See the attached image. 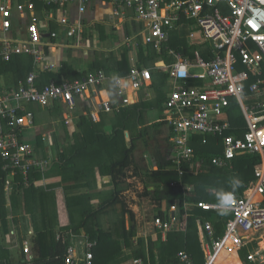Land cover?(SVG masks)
Instances as JSON below:
<instances>
[{"label": "built area", "instance_id": "obj_1", "mask_svg": "<svg viewBox=\"0 0 264 264\" xmlns=\"http://www.w3.org/2000/svg\"><path fill=\"white\" fill-rule=\"evenodd\" d=\"M46 11L51 8L57 17L45 12L38 14L34 0H0V27L8 33L13 26L14 16L26 19V33L23 38L3 37L0 40V58L10 60L16 54H29L35 64L46 58L45 48L50 47L58 36L51 30L49 22L55 20L65 30L69 38L82 41L85 26L84 14L96 2L110 4L114 14L125 17L126 10L134 11V18L142 24L143 43L161 50L170 36V31L179 28L189 31L190 46L207 44L208 51L195 50L193 57L171 50L177 59L171 64L162 62L158 66L170 72L173 87L164 102L163 117L173 136L170 141L177 149L175 164L183 175V162H190V171L199 172L203 168L201 160L194 161L195 150L192 136L204 135L222 139L221 154L212 161L218 166L227 167L234 158L245 153L260 155V165L255 169L256 181L243 193L233 194L232 209L224 219V232L218 234L212 221L204 222L205 240L204 264H222L223 253L239 257L240 249L253 242L259 244L264 237V0H39ZM75 16L71 18V9ZM59 17V18H58ZM49 34V43L44 42ZM45 68H55L50 63ZM195 70V71H194ZM37 69H33L25 80H20L15 88L0 93V155L4 161L3 170L7 173L5 189L9 195L17 173L25 178L28 171L36 168L46 172L52 165L51 160L37 156L28 131L35 126V114L30 104L43 107L61 102L66 107L65 120L70 122V113L76 109L78 99L88 95L94 99L95 109L90 111L94 120L100 119L99 112L120 111L138 101L139 92L152 84V70L148 67L134 66L126 76L108 77L103 70L91 71L72 81L55 80L39 87ZM256 81L246 84L251 76ZM108 79L112 80L114 93L107 98L100 97L101 88ZM203 80L200 85L179 84L177 81ZM99 95V96H98ZM113 95V96H112ZM235 100L244 115L247 129L230 133L232 123L228 108ZM26 184L28 180L25 179ZM36 186L42 182L36 180ZM192 192V185H184ZM217 211V202H185L188 208ZM168 211V209H165ZM155 232L151 237L156 240L162 234L163 240L169 232L186 230L180 225L179 217L170 213L167 218L153 217ZM73 240L77 234L72 233ZM16 235L15 230L12 236ZM259 235V236H258ZM58 238L62 234L58 233ZM140 236L149 237L146 233ZM96 241L82 235L72 242L65 255V264H95L94 247ZM262 247L250 251L249 257L257 262ZM25 262L33 259L32 247L24 245ZM157 254V252H156ZM177 264H197L187 251L178 253ZM125 264H154L147 254L144 257L132 256ZM157 264L159 260L157 258Z\"/></svg>", "mask_w": 264, "mask_h": 264}, {"label": "trees", "instance_id": "obj_2", "mask_svg": "<svg viewBox=\"0 0 264 264\" xmlns=\"http://www.w3.org/2000/svg\"><path fill=\"white\" fill-rule=\"evenodd\" d=\"M37 4L41 5L38 2ZM95 28L98 29L102 38L106 36L107 31L103 25L96 24ZM126 34L130 36L131 32L127 31ZM145 48L149 50L148 53ZM173 48L183 53L185 51L190 53L186 45ZM138 51L140 65H149L161 56L169 58L165 48L158 53L149 46H141ZM120 53L121 58L116 57L114 53L107 59L95 58L89 69L85 71H80L71 62H64L60 72L51 71L43 74L41 79L37 80V84L41 87L52 80L58 83L65 79L72 81L81 78L89 71L98 70H104L107 75L112 72L128 75L132 68L129 51L123 48ZM33 69L34 60L30 56L20 54L12 56L10 60L0 59V83L8 73H13V82L18 86L19 81L25 80ZM153 75L155 91L151 99H148L145 96L146 92H143L139 103L123 107L120 111L106 112L109 114H103L99 121L92 118L87 108V113L81 112L77 116L74 131L68 129L66 120L59 119L66 109L63 103L55 102L47 106L51 110L54 109L56 118L62 120V125L65 129L67 128V143L58 149L56 159L46 172L32 168L28 171L26 178L22 173H17L11 191L14 213L16 214V201L20 198L24 203L25 212L29 211L32 214L36 229L32 239L33 264H65L67 249L73 242L69 231L79 234L82 229L87 231L91 241L97 242V246L93 249L95 264H108L111 257L123 253V243L134 257L146 258L149 254L154 264H157V258L159 264H177L180 251L190 253L197 264L205 263V257L202 256L203 238L200 236L201 230L205 234L204 222L212 221L217 233L222 234L224 219L229 218L230 215H220L218 212L196 205L187 208L185 202H217L218 194L232 190L234 177L242 181L235 193H243L252 182L256 181L255 169L260 165V155L245 153L234 158L227 167H218L212 159L221 154L222 139L208 136V142L203 143L204 135L195 134L191 141L195 150L193 159L201 160L203 168L197 173L192 172L190 162L185 161L182 163L185 173L180 175L175 164L177 149L170 141L174 134L172 128L168 126L164 117L146 124L149 121L144 111L159 108L163 113V104L167 99L166 93L161 89L167 83L168 73L154 71ZM256 80L257 77L252 75L245 85L247 91L249 83ZM36 105L39 104H35V107ZM39 106L41 107L39 109L46 108ZM228 112L232 123L230 133L245 131L246 120L235 100L231 101ZM110 116L114 117L112 131L107 132L105 125ZM130 120L137 125L136 129L132 130ZM138 126L141 127L138 128ZM127 130L131 134L130 141L126 138ZM40 141L41 138H39ZM140 147L144 156L148 158L146 165H140L137 161L136 151ZM40 150L39 156L47 157L45 147ZM3 163L0 155V220H2L0 251L4 249H2L3 231H8L9 225L8 198L4 191L7 173L3 170ZM133 166L135 167L134 175L141 176L144 183V191L141 195L149 197L158 204L155 216L167 218L174 212L179 217L180 225L186 230L169 232L165 240L161 233L156 240L151 236H137L136 214L128 208L122 196L131 185L128 182L130 177L128 172ZM53 167L60 170L62 177L60 185L63 186V190L56 189L53 185L36 186L34 182L49 174ZM97 169L101 177H110V181L104 184V186L111 185L110 189H98ZM25 179L28 180V184ZM185 184L193 186L192 192L185 190ZM95 200L98 201L95 202ZM108 214L114 216V219H111L112 224L105 229L100 220ZM126 217L130 224L129 228H127ZM13 219L18 220L15 216ZM58 233L62 234L61 238H58ZM256 247V243L243 246L240 249L239 261L245 264H258L249 257L250 251ZM9 254V251L4 250L2 259L7 260ZM222 257V264L238 260L230 253H223ZM7 261L9 264H15L12 263L13 261ZM6 263L0 261V264ZM17 264L23 263L19 261Z\"/></svg>", "mask_w": 264, "mask_h": 264}, {"label": "crops", "instance_id": "obj_3", "mask_svg": "<svg viewBox=\"0 0 264 264\" xmlns=\"http://www.w3.org/2000/svg\"><path fill=\"white\" fill-rule=\"evenodd\" d=\"M36 3V9L38 11V14L42 17H44L45 12H48L52 10L51 8H47L48 11H46L44 4L39 1V0H34ZM38 3L41 5L38 6ZM97 10L100 12V17H95ZM71 18L75 16V7H72L71 9ZM48 14H52V17H57V12L55 13V10H52ZM111 19L106 18V16H110ZM135 14L133 10H126L125 17L122 15H117L114 14L113 8L110 4H104L102 2H96L93 4V6L89 7L88 11L84 14V21H85V26L82 34V41L79 42L75 38H69L65 34V30L60 27L59 23L54 20H50L49 24L51 30H55L58 32V36L55 40H53V43L51 44L50 47L45 48V55L47 56L43 60L39 62V64H35V58L32 55L29 54H22L25 56H30L34 60V69L40 73L38 79H41V76L47 72H60L62 70V66L64 62H71L75 65L77 69L80 71H85L89 69V66L92 64L95 58L99 57L100 59L105 58L107 59L110 57L113 53L116 54V57L121 58V53L120 51L124 48L129 51L130 55V60H131V66H138L140 68L142 67H148L151 68L152 74L154 71L157 72H165L168 73V71H165L163 68L159 67L158 64L164 62L165 64H171L175 62L177 59L171 54V50H173L176 53H181L183 55H190L193 57V52H181L178 51L176 48L169 47L166 44L163 45L161 50H157L153 45H146L143 43V38L141 35V27L142 24L139 23L135 18ZM59 18V17H58ZM26 19H19L17 16V13H15L14 16V21H13V26L12 29L8 33H4L1 30L0 27V40L3 37H13L16 39L23 38L26 33ZM96 24H101L104 26L105 30L107 31L106 36L104 38L101 37L98 29H96ZM91 30H93L91 32ZM127 31L131 32L130 36H127ZM91 32V34H89ZM49 34L45 35L44 42L49 43ZM107 40H110L107 41ZM146 47L149 46L156 50L158 53L162 52V49L165 48L168 51V59L165 56H161L154 60L149 65L145 64H139V47ZM207 46V45H206ZM190 48V44L188 41V46ZM209 47V46H207ZM146 49V48H145ZM147 53L149 50H147ZM208 51V48L207 50ZM206 51L204 53H206ZM20 55V54H16ZM14 56V55H13ZM3 59V58H0ZM54 64L55 68H45L44 66L46 64ZM104 71V70H103ZM195 71V70H194ZM91 72V71H89ZM105 72V71H104ZM88 73V72H87ZM112 72L110 75H107L108 77L110 76H116L118 74H113ZM169 75V73H168ZM118 76H126V75H118ZM14 74L13 73H8L6 77H3V80L0 83V93H3L5 91H9L12 88L17 87V84L13 82ZM203 80H187L189 85H200L202 84ZM153 83H154V75H153V82L151 85L147 86L145 89H142L137 97H141L143 95V92H146L145 96L148 97V99H151L153 97ZM173 80L171 79L170 75L168 76L167 83L165 86H169V90L166 91V97L170 93L173 87ZM101 88V94L100 97L102 98H107L109 95L114 93V90L112 91V88L114 89V85L112 83V80L108 79L103 85L99 86ZM145 90V91H144ZM99 96V95H98ZM113 96V95H112ZM94 99H91L88 97V95H84L79 97L78 99V105L76 109L71 111L70 113V122H66L68 126V129L71 131H74L76 129V118L77 116L82 112V113H87L86 110H94ZM30 109L35 114V126L30 129L27 133V137L32 140V143L34 145V148L37 150L36 154L37 156L40 155V149L42 147H45L47 151V157H42V158H47L51 160V162H54L56 159V156L58 155V149L63 147L68 140V134H67V128L62 125V120H65L64 114L62 115L61 118L62 120H59L56 118L54 115V109L51 110L49 108H41L39 105L35 104H30L28 105ZM88 108V109H87ZM240 109V108H239ZM241 111V110H240ZM65 113V112H64ZM99 118L101 119L103 114H109L103 111L99 112ZM38 114H40V118L38 117ZM151 114L149 113V121L146 124H150L152 122L151 120ZM163 117L162 115H159ZM244 116V115H243ZM98 119V121L100 120ZM159 120V119H158ZM97 121V120H95ZM157 121V120H156ZM155 122V121H153ZM141 127V126H140ZM105 128L107 132L112 131V123L107 120ZM110 130V131H109ZM129 134V137L126 136L127 140H131V134ZM39 138H41V141L39 142ZM40 143V144H39ZM38 145H40L38 147ZM41 157V156H39ZM97 185L98 189L102 190L105 186V179H108L110 181V177L105 176L101 177L99 175V171L97 169ZM108 177V178H107ZM41 180L45 181L42 182L41 186H46V185H53L56 189L63 190V186L60 185V182L62 180L60 170L57 167H53L52 170L49 171V174H47L45 177H43ZM104 182V183H103ZM5 195L8 198L7 202V208H8V231H3L2 234V239L4 240V245L2 247V251H0V258L1 262H7L6 264H9L7 260L13 261L12 263L17 264L19 261H21L24 264V260H26V255L24 252V245L29 244L30 247H32V254L34 256V249H33V243L32 239L36 233L35 226L32 221V214L29 213V211L25 212V206L23 201L19 198L16 201V214L14 213V208H13V202H11V191L9 192L10 194L8 195L6 192V189L4 188ZM98 200H95L97 202ZM17 217L18 220L16 221L13 219V217ZM0 223H2V220H0ZM15 230L16 235L12 236V231ZM259 236V235H258ZM256 243L257 247H259V244L261 245L264 243V237L259 240V244ZM252 244V243H251ZM256 247V248H257ZM262 252L264 251L263 247L261 248ZM4 250L9 251V257L8 259H2L4 257ZM253 251V250H251ZM261 252V256H264L263 253ZM234 256V255H233ZM236 259H240V256H234ZM230 262L226 263L229 264ZM29 264H33V261L30 262Z\"/></svg>", "mask_w": 264, "mask_h": 264}, {"label": "rangeland", "instance_id": "obj_4", "mask_svg": "<svg viewBox=\"0 0 264 264\" xmlns=\"http://www.w3.org/2000/svg\"><path fill=\"white\" fill-rule=\"evenodd\" d=\"M100 16H101L100 12H99V10H97L95 17H100ZM110 17H111V15L106 16L105 20H107L106 18L111 19ZM188 33H189V31L184 30V29H179V28H175V29L171 30L169 39H168V41H166V45L169 47H177V46H184V45L188 46V36H187ZM107 41L110 42V40H107ZM207 44H193L190 46L189 49H190L191 53H192V51H195V50H200L202 53H204L208 48L206 46ZM177 83L189 85L187 81H177ZM151 89L153 91H155L154 87ZM169 89H170L169 86H163L161 90L163 92H166ZM149 113L155 114V115H151L152 122L156 121L158 119H161V117H162V116H159V115H162L159 108H154V109L147 110V111L145 110L144 114H145L146 118L148 119V121H149ZM38 117L40 118V114H38ZM112 119H114V117L110 116L109 122L112 123L113 122ZM130 122H132L131 123L132 130L136 129L137 125L134 124L133 120H130ZM138 128H140V126H138ZM128 130L130 131V129H128ZM128 130L126 131V136L129 137L128 133H130V132ZM136 157H137V161L140 165L148 164L147 163L148 158L146 156H144V152L142 150V147H140L136 151ZM134 172H135V167L133 166L130 168V170L128 172V174L130 176L128 179V182L131 185H130L128 190L124 191V193L122 195L123 200L126 202L128 208L132 209L136 214L137 236H140V234H144V233L151 236L155 232V226H154L152 220H153V217L155 215L156 209L158 208V204L155 201H153L152 199H150L149 197L141 195L142 192L144 191V183L141 179V176H135ZM41 182H45V181L41 180ZM108 182H109V180L105 179V184ZM185 185H189V184H185ZM111 187H112L111 185H108V186H105L104 189H102V190H108ZM111 219L113 220L114 216H112L110 214L101 217L100 221L102 222V225L105 227V229L108 228L112 224L110 222V221H112ZM126 221H127V228H129L130 224L128 222L127 217H126ZM82 235L88 236L87 231L85 229H82V232H79V234H77V236L74 237L73 242L78 240ZM200 236H202L203 242H204L205 234L203 233L202 230H201ZM263 244L264 243H262L261 245L259 244V247L261 246L264 248ZM122 246H123V253L115 255V257H111V260L108 261V264H125L133 256L130 252V249H128V247L126 245H124V243ZM203 251H204V248H203ZM262 253L264 255V251ZM261 255L256 260L258 262V264H264V256H261ZM202 256H204V253ZM102 262H105V261H102ZM229 264H245V263L237 260V261L230 262Z\"/></svg>", "mask_w": 264, "mask_h": 264}, {"label": "clouds", "instance_id": "obj_5", "mask_svg": "<svg viewBox=\"0 0 264 264\" xmlns=\"http://www.w3.org/2000/svg\"><path fill=\"white\" fill-rule=\"evenodd\" d=\"M168 73L170 75V72H168ZM152 77H153V74H152ZM170 77L172 80H174L171 75H170ZM152 82H153V80H152ZM140 98L141 97H138V101L131 104V105L139 103L141 100ZM241 184H242V181L238 177H234V180L232 183V190H230L227 193H221V194L217 195V198H216V200H217V211L220 215H227L231 211L233 194L241 186ZM32 261H33V259L30 262H32ZM30 262H25L24 264H29Z\"/></svg>", "mask_w": 264, "mask_h": 264}, {"label": "bare ground", "instance_id": "obj_6", "mask_svg": "<svg viewBox=\"0 0 264 264\" xmlns=\"http://www.w3.org/2000/svg\"><path fill=\"white\" fill-rule=\"evenodd\" d=\"M264 245V244H263Z\"/></svg>", "mask_w": 264, "mask_h": 264}, {"label": "water", "instance_id": "obj_7", "mask_svg": "<svg viewBox=\"0 0 264 264\" xmlns=\"http://www.w3.org/2000/svg\"><path fill=\"white\" fill-rule=\"evenodd\" d=\"M108 178V177H107Z\"/></svg>", "mask_w": 264, "mask_h": 264}]
</instances>
